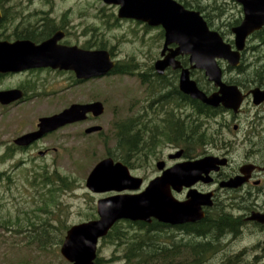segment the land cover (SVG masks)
Listing matches in <instances>:
<instances>
[{
    "label": "flooded vegetation",
    "instance_id": "1",
    "mask_svg": "<svg viewBox=\"0 0 264 264\" xmlns=\"http://www.w3.org/2000/svg\"><path fill=\"white\" fill-rule=\"evenodd\" d=\"M102 2L103 8H98L96 5L91 7L88 4L83 11L76 13L72 11L71 7L65 8L63 6L59 8V4L65 3V1L0 0V42H31V44L40 45L55 38L56 42H53L56 46L109 51L112 59L116 61V67L118 64L130 63L133 65L132 74L139 80L143 89L142 106L138 111L146 115L155 111L163 114L166 111L173 110L176 115L183 117L188 110L192 111V106L189 107L187 100L188 97L193 98L183 93L179 88L180 75L184 68L190 69L191 78L197 82L199 88L205 89L208 94L218 90L214 84L209 82L204 70L191 67L192 64L188 55H178L176 57L181 63L180 68L174 69L172 66H168L163 74H159L155 65L157 61L164 58L162 54L165 46L164 29L161 26H151L141 20L121 18L119 17V5L107 4L104 0ZM95 7L99 11H92ZM124 22L141 26L144 32L159 29L156 39L162 44L155 60L147 62L133 58L132 61L125 63L115 59L116 52L114 49L118 50L117 43H108L106 31L108 28H118ZM169 48H176V44L169 45ZM166 54H168V51H166ZM243 63L244 68L241 67ZM263 64L264 60L247 62L242 60L238 67L227 64L224 68L223 80L227 84L237 85L244 94V99L237 112L220 105L213 108L214 113L212 115L201 114L203 131L211 129L214 134L213 138L200 141L196 149L197 158L191 159L192 157L186 155L185 148L174 143L170 144L179 147V149L176 148L175 153L168 154L167 158L157 157L156 169L159 173L152 179L162 174L163 170H159L157 167L160 161L164 162V170H166L188 160L207 157L225 160L223 164L217 162L212 166H207L206 170L208 171L203 172L199 180L190 188L183 186L181 191L172 189L174 197L179 201H186L191 189H195L202 194H210V200L212 201L211 205L202 206L204 218L198 222L179 225L165 224L169 227V231L175 229L181 236V241L178 248H176L179 250V255H186L187 253V240H185L187 239L185 229L187 226L197 228V240L201 244L202 255H264V93H259L258 98H255L253 94L256 89L264 92V76H252L253 73L257 72V66ZM115 70L116 68L100 77L86 79L78 77L73 70L54 68L49 65H37L20 71L0 72V92L11 91V95L15 97L11 102L3 103L0 101V113L7 115L19 110L22 106L31 104H40L39 106L48 109L54 106L58 107L55 97L58 96L60 90L54 88V83L58 80L57 77L64 78L67 75L69 83L65 88L71 90L76 86H82L112 75H122L115 73ZM243 73L247 83L241 85L235 83L234 80L241 79ZM159 83H173L175 85L176 94L173 95V102L168 107L166 105L169 102L168 90L170 87H159L157 86ZM95 101L97 100L81 103L73 102L61 109L57 108L52 112H48V114H40L30 130L8 141L9 143L5 145V155L8 157L28 155L27 160L21 159L19 161L21 163L33 160L36 157L47 158L58 150L55 146L56 141L52 143L50 139L56 136L59 131L70 125L97 121L99 116L95 117L92 113H89L86 120L65 124L43 134L28 144L19 145L16 140L24 135L37 132L40 119L43 117L58 114L73 104H86ZM85 130L84 134H87ZM101 131L94 133H101ZM158 147L155 153L145 157L144 161L152 156L155 157L158 153ZM180 151H182L180 157H172ZM116 161L123 162L122 160ZM134 162L140 161L135 160ZM127 166L130 169L132 164ZM238 176L244 178L241 185L237 187L226 186V183ZM141 178L143 179V185L137 192L142 191L152 180L145 181L143 177ZM254 214H259L260 220L251 219ZM243 237H251L254 238L253 240H257L255 244L250 246L258 248L253 254L247 251L249 248L247 246H244L241 250H238V247L234 252L230 251L232 244L236 243L238 239H243ZM167 244L170 248H173L172 242ZM261 263L264 264V261ZM202 264H208V261Z\"/></svg>",
    "mask_w": 264,
    "mask_h": 264
},
{
    "label": "rangeland",
    "instance_id": "2",
    "mask_svg": "<svg viewBox=\"0 0 264 264\" xmlns=\"http://www.w3.org/2000/svg\"><path fill=\"white\" fill-rule=\"evenodd\" d=\"M59 1H65L59 4V8L71 7L76 13L83 11L88 4L91 7L96 5L98 8L104 6L102 0ZM176 1L183 4L182 0ZM205 1L212 5L218 3L225 9L226 17L223 18V23H226L228 19L232 21L233 16L239 17L240 14L241 20L243 19L242 7L235 0ZM98 8L95 7L92 11H99ZM234 26L229 27V34H227L226 27L221 25L220 27H209L218 31L226 42L233 44L234 36L231 30ZM158 32V28L144 32L141 26L124 22L118 28H108L106 39L109 44L117 43L118 50L114 49L116 52L114 57L119 62L126 63L132 61L133 58L138 61L151 62L155 60L161 49L162 43L156 39ZM258 50L264 51V42L253 37L248 41L247 49L243 53V62L258 61L255 59ZM220 65L224 69L227 63L222 61ZM56 79L58 80L55 81L54 88L60 90L58 96L55 97L58 107L48 109L39 106L40 104H31L22 106L19 110L7 115L0 113V264H69L60 252L67 229L72 225L91 220L94 214L97 216V201L113 195V193L91 192L86 187V179L100 160L112 157L108 155L109 151L118 153L115 123L121 118L139 117L141 113L138 110L142 106L143 89L133 74L112 75L76 86L71 90L65 88L69 83L67 75ZM94 100L104 104L103 114L97 121L70 125L59 131L50 139L52 143L56 141L55 146L58 148L52 155L47 158L36 157L25 163L19 161L27 160L28 155H16L15 157L5 155V145L9 143L8 141L30 130L40 114H48L73 102ZM189 112L191 111L188 110L187 113ZM159 114L156 111L147 114L146 120L149 119L152 122L159 119ZM93 125L102 126L101 133L84 134V130ZM176 148L179 149L170 143L160 144L155 157L147 158L144 162L133 161L130 168L131 173L143 177L145 181L151 180L159 173L156 169L157 157L167 158L168 154L176 152ZM197 155L191 159L197 158ZM51 192L54 194V201L47 206V210L41 211L39 207L44 205V200ZM39 217L43 221L38 220ZM27 218H30L34 224L44 221L52 224L49 227V234L45 237L47 241L45 248H41L35 241L37 236L39 239L42 235L39 234V232L43 233L42 229L38 227L39 235H37V231L30 227ZM122 225L125 230L127 223L122 222ZM163 239L167 243L176 241L179 244L181 236L174 229L168 232V238ZM253 239L251 237L238 239L232 244L230 251L234 252L238 247V250H241L247 246L249 247L247 251L253 254L258 249L250 247L257 241ZM125 247V243L100 240L98 252L99 256L104 259L102 264H122L121 256L125 255ZM113 256L119 257L120 260L109 263L108 261ZM262 259L264 255H212L208 264H262L261 262L264 261Z\"/></svg>",
    "mask_w": 264,
    "mask_h": 264
},
{
    "label": "water",
    "instance_id": "3",
    "mask_svg": "<svg viewBox=\"0 0 264 264\" xmlns=\"http://www.w3.org/2000/svg\"><path fill=\"white\" fill-rule=\"evenodd\" d=\"M107 4L119 5V17L137 19L151 26H161L165 31L164 58L156 62V69L163 74L165 68H180L178 55H188L192 68L204 70L205 75L217 91L211 94L199 88L191 78L190 69H182L180 90L204 104L238 111L244 94L235 84L223 81V69L219 61H227L232 67L241 64L242 52L248 38L264 27V0H235L242 6L243 19L232 28L233 44L212 30L199 11L186 8L176 0H104ZM53 40L40 45L31 42H0V72L20 71L37 65L73 70L80 78L100 77L111 72L116 62L107 50H82L77 47L56 46ZM176 44V48L169 45ZM168 51V54H166ZM11 91L0 92V101L11 102L15 97ZM261 90L253 91L254 97ZM105 110L101 101L73 104L58 114L43 117L39 130L19 137L16 143L24 145L65 124L86 120L89 113L97 117ZM99 125L85 130L87 134L99 132ZM182 151L172 157H180ZM225 163V160L207 157L188 160L164 170V162L157 164L162 174L152 179L144 190L137 192L143 179L131 174L129 167L112 157L100 160L86 179V187L93 193L115 194L100 198L96 203L98 218L72 225L66 232L60 252L69 264H95L98 257L99 240L121 220L152 223L153 219L171 225L195 223L204 218L203 205H211L210 194L195 189L188 193L186 201L177 200L172 189L193 186L207 166ZM244 178L236 177L226 186L237 187ZM251 219L260 220L259 214Z\"/></svg>",
    "mask_w": 264,
    "mask_h": 264
},
{
    "label": "trees",
    "instance_id": "4",
    "mask_svg": "<svg viewBox=\"0 0 264 264\" xmlns=\"http://www.w3.org/2000/svg\"><path fill=\"white\" fill-rule=\"evenodd\" d=\"M186 7L199 10L203 17L206 19L209 26H223L226 27L227 34H229V27L237 25L241 21V14L233 16V20L224 22L226 17L225 9L218 5V3L210 4L205 0H182ZM212 3V2H211ZM241 13V11H240ZM254 36L264 42V27L262 30L256 32ZM254 48V47H253ZM255 59L264 60V51H257ZM244 68V64L241 65ZM257 72L252 76L259 77L264 76V64L257 66ZM133 65L130 63L119 65L116 67L115 73L120 74H132ZM241 79H235V83L244 84L247 83L242 74ZM161 87L169 86L168 97L169 102L167 107L172 104L174 94L173 83H159ZM177 89V87H176ZM168 100V99H167ZM187 104L192 106V111L185 116L180 117L176 115L173 110L166 111L163 114H159V119L154 121L146 120V114L140 116H133L126 119H119L115 123L116 131V148L118 153L110 152L108 155L122 160L127 165L131 166L135 160L144 161L148 155H153L156 148L162 143H174L179 147L186 149V155L193 157L197 154V146L201 140H209L213 138V130L202 129L201 114L212 115L214 109L201 103L198 100H193L188 97ZM142 115V116H141ZM185 124H184V123ZM54 194L52 192L48 194L44 200V205L39 207L40 210H47V206L54 201ZM93 218L97 217L95 214ZM224 219V218H222ZM30 227L35 228L37 235L42 234L35 241L39 243L41 248H45L47 241L45 237L49 234V227L52 226L47 221L40 224H34L30 218H27ZM38 220L43 221L41 217ZM122 222L127 223V228L124 230ZM42 232H39V228ZM168 226L160 223L156 220L151 224L144 222H130L119 221L109 231L107 236L103 238V241H109L110 243H125V255L121 256L122 264H202L209 260L212 255H202L200 249L201 244L197 240V228L194 226H187V253L186 255H179L178 243L172 241L173 248H170L163 238H168ZM220 228V227H219ZM221 230V228H220ZM43 237V239H41ZM237 257V256H236ZM119 257L113 256L108 262L114 263L119 261ZM104 259L97 257L95 264H102ZM107 262V261H106Z\"/></svg>",
    "mask_w": 264,
    "mask_h": 264
}]
</instances>
